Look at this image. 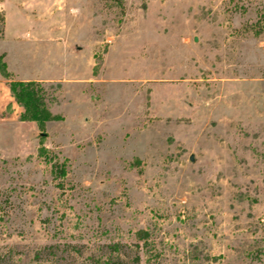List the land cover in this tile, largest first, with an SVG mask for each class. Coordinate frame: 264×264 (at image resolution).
<instances>
[{
	"label": "rangeland",
	"instance_id": "rangeland-1",
	"mask_svg": "<svg viewBox=\"0 0 264 264\" xmlns=\"http://www.w3.org/2000/svg\"><path fill=\"white\" fill-rule=\"evenodd\" d=\"M22 1L0 52L56 118L0 74V264H264V0Z\"/></svg>",
	"mask_w": 264,
	"mask_h": 264
},
{
	"label": "trees",
	"instance_id": "trees-1",
	"mask_svg": "<svg viewBox=\"0 0 264 264\" xmlns=\"http://www.w3.org/2000/svg\"><path fill=\"white\" fill-rule=\"evenodd\" d=\"M5 31V14L0 11V38ZM0 74L9 85L11 95L15 101L23 107L19 115L22 121H35L39 129L43 130L47 121L56 118L48 106L47 89L43 81L37 80H19L13 77V73L8 68L6 54L0 52ZM12 108V105H8ZM7 107V108H8ZM46 148L41 146L39 154L44 156Z\"/></svg>",
	"mask_w": 264,
	"mask_h": 264
},
{
	"label": "crops",
	"instance_id": "crops-1",
	"mask_svg": "<svg viewBox=\"0 0 264 264\" xmlns=\"http://www.w3.org/2000/svg\"><path fill=\"white\" fill-rule=\"evenodd\" d=\"M37 3H39V8H41L42 9V6H44V8H50V6L48 5L47 6V4L48 3H45V2H42V1H36ZM22 3H24L25 5H26V8H27V6L28 5H31V3H33V2H27V1H25V0H23L22 1ZM43 4V5H42ZM30 8H36V7H30ZM0 9H2V11L5 13V10H4V2H3V0H1L0 1ZM41 15H42V13H41ZM23 34H27V35H29L30 34V31H23ZM17 79H19V80H37V81H46V82H49V81H58L59 80V78H54V77H50V76H45V75H40V74H38V75H35V76H32V77H17ZM1 80V79H0ZM5 80V79H4ZM6 81V80H5ZM11 98H12V100H11V102L9 103V104H11L12 105V108L14 107V104L13 103H15V99H14V97L13 96H11ZM8 104V105H9ZM7 105V106H8ZM7 108V107H6ZM17 110H15V112H16ZM18 111H19V115H20V113L22 112V109H18ZM3 113V112H2ZM33 122H35V121H33ZM31 123V122H30ZM36 123V122H35ZM32 124V123H31ZM34 124V123H33Z\"/></svg>",
	"mask_w": 264,
	"mask_h": 264
},
{
	"label": "water",
	"instance_id": "water-1",
	"mask_svg": "<svg viewBox=\"0 0 264 264\" xmlns=\"http://www.w3.org/2000/svg\"><path fill=\"white\" fill-rule=\"evenodd\" d=\"M192 160H193V157H192Z\"/></svg>",
	"mask_w": 264,
	"mask_h": 264
}]
</instances>
